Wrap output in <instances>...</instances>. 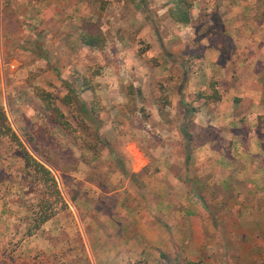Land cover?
Instances as JSON below:
<instances>
[{
	"label": "rangeland",
	"instance_id": "374dc122",
	"mask_svg": "<svg viewBox=\"0 0 264 264\" xmlns=\"http://www.w3.org/2000/svg\"><path fill=\"white\" fill-rule=\"evenodd\" d=\"M200 1L203 0H188L192 23L203 10ZM171 2L0 0V107L10 128L5 130V122L0 119V264H264V215L261 223L253 222L261 214L253 215L248 206L247 157L234 151L231 153L237 159L232 163L224 157L221 160L220 156L214 157L216 149H226L221 141L213 143L212 147L218 148L211 149L209 154L201 148L195 149L193 144L189 150L180 147L175 136V129L179 128L170 127L165 115H160V120L151 118L149 94L152 86L148 78L143 81L145 88L138 92L139 95L144 92L142 101L133 99L134 88L129 81L136 78L135 65L141 60L126 63L129 56L134 53L140 56L151 48L147 35L160 46L165 41L171 43L178 38L181 41L179 34L189 26L167 17L166 5ZM134 3L136 8L132 7ZM206 12L209 15L210 11ZM124 15L133 16V22H128L126 30L119 34L121 58L116 55L103 63L104 58H109V51L113 52L118 35L117 21L112 20ZM138 15L140 19L134 17ZM218 26L215 25L216 29ZM88 28L98 34L100 48L81 45L77 36ZM128 37L131 38L129 42ZM150 60L156 62L153 58L145 59L147 63ZM123 65L130 68L131 73H124L123 69L121 72L119 69ZM99 66L104 68L101 74L96 70ZM164 70L161 67L159 75L164 74ZM111 71L113 75L103 76V72ZM83 78L88 79L92 91L83 90L80 96L85 100L92 96L97 98L94 106L98 115L86 128L93 135L92 152L80 143H72L56 125L47 121L44 95L39 96L41 89L51 97L63 96L67 92L65 82L78 88ZM108 79L116 81L119 87L109 88ZM164 82L163 77L157 80L158 86H163ZM109 89L122 90L128 99L119 101L114 95L108 97ZM158 93L164 100L163 88L160 87ZM76 100L72 103L77 113L79 101ZM63 110L77 129L71 113L66 108ZM248 123L245 120L238 124L242 134ZM188 125L183 128L193 130V134L200 126L196 122ZM10 131L16 139L9 135ZM126 135L137 139L138 146L134 148L133 142L125 144ZM179 136L184 138L180 132ZM24 138L31 142L26 143ZM192 141L197 142L195 138ZM29 145H35L54 160L57 169L43 162ZM169 145L171 148L167 149ZM156 146L158 151H154ZM24 151L50 171L55 187L45 180L30 159L21 158ZM124 152L136 160V169L145 157L184 160V165L170 166L167 173L190 177L184 182L189 189L191 208L189 245L172 248L173 254L151 246L144 258L134 244L126 249L118 246L114 233L120 229L115 223L123 226L121 234L134 231L131 230L134 226H129L134 219L129 208L135 200V173L125 167L128 159ZM153 168L146 167L139 174H149ZM118 175L126 179L115 182L108 179ZM217 175L237 179L229 180L231 184L214 182ZM257 203V208L264 212V200L263 206L261 201ZM46 214L47 219L40 222ZM153 218H145L153 234H158L156 224L159 222L169 231L170 224L164 223L159 216ZM185 218L173 216L171 229L175 234L181 225L185 229ZM135 241H139L138 238Z\"/></svg>",
	"mask_w": 264,
	"mask_h": 264
},
{
	"label": "crops",
	"instance_id": "0c3cea01",
	"mask_svg": "<svg viewBox=\"0 0 264 264\" xmlns=\"http://www.w3.org/2000/svg\"><path fill=\"white\" fill-rule=\"evenodd\" d=\"M200 4L203 7V14L199 15L200 21L196 19L195 23L192 21L188 23L192 28L188 25L184 28L186 31L179 34L181 41L178 38L171 43L165 41L159 46L151 35H147V43L151 48L141 52L140 56L134 53L133 56H129L127 62L125 58L126 63L130 60H141L135 65L136 78L129 81L134 88L135 98L133 99L142 101L144 92L142 95L138 92L145 88L143 81L148 78L152 86L149 94L151 118L160 120V115H165V121L169 122L170 127H178L179 132L184 136V138L179 136L177 128L175 129L176 143H179L180 147L189 150L190 145L193 144L192 147L195 149L201 148L202 152L209 154L211 149L218 148L212 147L213 143L216 145V141H221L226 149H216L214 157L220 156V160L224 157V160L227 159L229 163H232L234 159L235 161L237 159V156L231 153L232 151L245 155L244 157L248 160L247 176H245L246 182L249 183L246 192L250 200L248 206L253 215L261 214L253 222L261 223L264 212L257 208V201L262 203L264 200V0H203ZM132 7L136 8L135 3ZM206 11H210L209 15ZM204 15L208 17L205 18ZM134 17L140 19L141 16ZM114 20L117 21L116 31L118 32L114 40L115 48L112 52L114 54L109 51V58H104L103 63L107 59L113 60L116 55L121 58L123 51L122 48L119 49V39H121L119 34L126 30L125 25L127 26L128 22H133V16L124 15L112 21ZM216 24L219 25L217 29ZM130 39V37L127 38L128 42ZM155 44L157 47L153 46ZM121 45L124 46L123 43ZM147 52L149 55L145 56ZM150 58L156 59V62L145 61ZM122 67L119 69L121 72L122 69L124 73L131 70L124 68L125 65ZM161 67L165 70L162 72L164 74L159 75ZM100 68L101 66L96 70L101 74L104 68ZM107 75H113V72L105 74L103 72V76ZM159 77L165 79L163 86L157 84ZM108 80L109 88L119 87L116 81L113 83L110 79ZM100 86L97 84L99 89L102 87ZM160 87L161 90L163 88L164 100H161L158 93ZM88 90L92 91L89 85L84 91ZM107 92L108 97L114 95L119 98V101L128 99L127 94L122 90L109 89ZM164 101L165 104L162 105ZM245 120L249 123L242 134L238 124ZM195 122L200 125L195 134L193 130L183 128ZM143 129L148 131L146 128ZM130 136H125V144L133 142L132 146L135 148V145L138 146V140ZM191 138H195L197 142L191 143ZM170 148L169 145L167 149ZM158 149L156 146L154 151ZM125 157L128 159L125 161V167L135 173V200L133 207L128 208L132 209L137 222H134V219L131 220L132 223H129V226L133 225L131 230L134 231H130L133 233L128 235L121 234L123 226L119 222H114L120 229L116 234L114 233L118 246L126 249L132 248L134 244L137 252L144 258L148 255L151 246H156L159 251L173 254L172 248L189 245L191 208L189 189L184 186V182L187 183L190 177L185 174L167 173L170 166L184 165V160L159 157L150 160L145 157L142 160L143 163L136 169V160H132L126 154ZM225 166H228L227 162ZM146 167L154 168L149 171V174H139L144 172ZM158 168L159 171H156ZM164 170H166L165 174ZM108 179H113L115 182L116 179L119 181L126 178L118 175L109 176ZM235 179H237L235 176L230 178V175L228 177L217 175L214 182L230 183L229 180ZM259 183L261 184L257 186ZM260 186L262 188L258 189ZM123 189L124 186L121 191ZM153 216H159L160 220L170 224L171 227L173 216L178 219L185 216V229L181 225L175 234L171 227L168 231L159 222L156 224L158 234L155 235L145 221V218L154 220ZM137 231L138 234L134 233ZM136 238L139 241H135Z\"/></svg>",
	"mask_w": 264,
	"mask_h": 264
},
{
	"label": "trees",
	"instance_id": "16d2710c",
	"mask_svg": "<svg viewBox=\"0 0 264 264\" xmlns=\"http://www.w3.org/2000/svg\"><path fill=\"white\" fill-rule=\"evenodd\" d=\"M190 3L188 0H172L171 4L166 5V15L167 17L176 23L179 24H188L191 22V12H190ZM203 14L201 11L197 14L196 16L197 20L199 21V15ZM79 39L81 45L83 46H88L91 48L98 49L101 47V44L99 45V37L98 34L93 33L91 29H86L82 32H80L77 36ZM64 85L67 87V92L63 96L57 97V96H50L49 92H46L45 90H40L39 91V96L42 97L43 103L45 105V108L47 110V116L46 119L47 121L52 124L56 125L60 131L66 135L69 139H71L72 143L77 142L80 143V146H83L86 148V150L92 152L94 144H92V138L93 135L88 133L86 128L89 126V123L92 119H94L98 113L95 111V106L94 104L97 103V98L95 96H92L89 100H85L80 96V93L83 90L88 89V85L90 86L88 79L83 78V80L80 82V85H77L78 88L74 87L71 84H68L67 82L64 83ZM46 92V94H45ZM48 95V96H47ZM79 101H77V100ZM76 100L79 104L78 111L75 112L73 103L72 101ZM63 108H66L69 113H71L72 119L77 122V129L75 126H73L70 122V120L67 118ZM0 119H2L5 123L4 129L5 130H10L8 125L6 124V118L3 114L2 108L0 107ZM97 126H95L94 129H96ZM9 135L14 139H16V136L13 132H8ZM90 136V138H89ZM189 135H187L188 137ZM92 137V138H91ZM26 143H30L31 139L29 138H24ZM91 140V143L89 140ZM89 142V144H88ZM19 143V142H18ZM31 149L35 154L46 164H48L50 167L53 169H57V164L54 162V160L50 159L48 156L43 154V152L39 149L36 148V146H31ZM21 158L25 161H28L30 159V162L33 164V166L40 171L46 181H50L51 185L55 187V180L54 177L51 175L50 171L40 162L34 160L33 158L30 157L29 154L24 151L23 156ZM71 160H75L74 158H71ZM48 215L46 214L41 218L40 222H43L47 219Z\"/></svg>",
	"mask_w": 264,
	"mask_h": 264
}]
</instances>
